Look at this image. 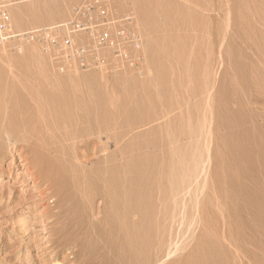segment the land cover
<instances>
[{"label":"rangeland","instance_id":"374dc122","mask_svg":"<svg viewBox=\"0 0 264 264\" xmlns=\"http://www.w3.org/2000/svg\"><path fill=\"white\" fill-rule=\"evenodd\" d=\"M59 1L10 15L55 45L0 48V118L33 138L0 122V264H264V0H107L93 34Z\"/></svg>","mask_w":264,"mask_h":264},{"label":"built area","instance_id":"2783aa9c","mask_svg":"<svg viewBox=\"0 0 264 264\" xmlns=\"http://www.w3.org/2000/svg\"><path fill=\"white\" fill-rule=\"evenodd\" d=\"M32 1V0H0V48L4 43H10L14 41V48L16 51L22 50V45L25 42L32 41L34 39L38 41H45L51 45L56 44V38L51 34V28L37 29L30 31L17 32L13 29L9 21L8 8L11 5ZM106 0H81L74 9L72 18L62 25L64 30L70 32L72 30L83 31L85 33H95L94 28H99L107 23L106 20ZM106 20V21H105ZM103 31L97 34L99 41L111 42L109 32ZM71 39L64 37L63 44L69 46L72 43ZM83 52V50L77 51Z\"/></svg>","mask_w":264,"mask_h":264},{"label":"bare ground","instance_id":"6f19581e","mask_svg":"<svg viewBox=\"0 0 264 264\" xmlns=\"http://www.w3.org/2000/svg\"><path fill=\"white\" fill-rule=\"evenodd\" d=\"M76 1H78V0H60L59 3H60L61 6H63L64 8H67V7H68V4H70V3H72V2H76ZM106 1H107V0H106ZM108 2H109V1H108ZM115 2H116V0H115ZM109 3H110V2H109ZM44 4H45V3H44ZM9 12H10V14H9ZM9 12H8V14H9V21H10V22H11V17H10V15L12 16V21H15V19L18 17L17 15H19V14L21 13V11H17V10L15 9V7H13V6H11V7L9 8ZM52 23H53V22H52ZM46 25H47V24H46ZM54 26H55V25H54ZM22 30H23V29H22ZM19 32H20V31H19ZM79 35H80V34H79ZM79 37H80V36H79ZM5 47H6V46L3 44V45L1 46V50H4ZM5 50H6V49H5ZM2 52H3V51H2ZM4 56H5V55H4ZM2 58H3V57H2ZM14 77H15V76H14ZM6 78H7V77H6ZM17 79H18V78H17ZM5 90H6V89H5ZM73 90H74V89H73ZM6 92H7V91H6ZM13 92H14V91H13ZM4 93H5V92H4ZM8 93H10V92H8ZM15 93H16V92H15ZM83 94H84V93H83ZM12 98H13V97H12ZM0 99H1V98H0ZM3 100H4V99H3ZM61 103H62V102H61ZM61 103H60V104H61ZM0 104H1V103H0ZM4 104H5V103H4ZM1 105L3 106V104H1ZM86 105H87V104H86ZM7 106H8V105H7ZM86 107L88 108V106H86ZM67 108H68V107H66V109H67ZM0 109H1V107H0ZM13 109H14V108H13ZM39 109H40V108H39ZM75 109H76V108H75ZM3 111H4V113H5V106H4V110H3ZM20 112H21V110H20ZM65 112H66V110H65ZM82 112H83V111H82ZM2 113H3V112H2ZM2 113L0 112V114H2ZM4 113H3V114H4ZM89 113H90V112H89ZM3 114H2V116H3ZM6 114H7V113H6ZM37 114H38V113H37ZM80 114H82V113H80ZM42 115H43V114H42ZM82 115H83V114H82ZM67 116H68V114H67ZM70 116H72V115H70ZM76 116H77V114H76ZM5 117H7V116H5ZM24 117H25V116H24ZM27 117H28V116H27ZM14 118H15V117H14ZM21 118H22V116H21ZM32 118H33V117H32ZM39 118H42V116L39 117ZM39 118H37V119L39 120ZM55 118H56V117H55ZM75 118H76V117H75ZM84 118H85V117H84ZM0 119H1L0 122H3V121H2L3 119L5 120V119H8V118H4V117H3V119H2V118H0ZM17 119H18V118H17ZM24 119H25V118H24ZM8 120H9V119H8ZM53 120H54V119H53ZM63 120H64V119H63ZM68 120H69V119H67V121H68ZM12 121H13V120H12ZM22 121H23V119H22ZM39 121H41V119H40ZM5 122H6V121H5ZM5 122H3V124L1 123L2 126L4 125L3 127H4V129H5V130H3V134L5 135V137H4V139H5V145H4V146H5V147H9L10 145H15L16 143H20V145L22 144V145H25V146H26V147H23V148H25V149L28 148V150H29V149L31 148V143H32V141H33V140H32V139H33L32 137H35L34 134H32V135H33L32 137L30 136L31 133L29 134V137L32 138L31 141H29L28 138H27V137H28L27 134H28L29 132H28V133H25L26 137H24L25 135H23V134L21 133V135H23V136H20V135H19V136H16V135H15V136L18 137V138L12 139V138H11V134H10V132H11L12 130L9 129L10 132L7 131L8 129L5 128V127H6V125L4 124ZM10 122H11V117H10ZM10 122L8 121V122H6V123L8 124V123H10ZM23 122H24V121H23ZM42 122H43V121H41V123H42ZM62 122H63V121H62ZM65 122H66V121H65ZM68 122H70V121H68ZM20 123H21V121L19 122V124H20ZM28 123H29V122H28ZM37 123H38V122H37ZM56 123H57V121H56ZM60 123H61V122H60ZM10 124H11V123H10ZM10 124H8V127H9V128H11V127H10ZM30 124H31V123H30ZM42 124H43V123H42ZM42 124H41V125H42ZM61 124H62V123H61ZM66 124H67V123H66ZM70 124H71V123H70ZM70 124H69V125H70ZM72 124H73V123H72ZM25 125H26V124H25ZM58 125H59V123H58ZM58 125H56V126H58ZM2 126H0V133L2 132V128H3ZM20 126H21V125H20ZM26 126H27V125H26ZM26 126H25V127H26ZM56 126H55V127H56ZM62 126H63V125H61V127H62ZM71 126H72V125H71ZM77 126H78V125H77ZM1 127H2V128H1ZM8 127H7V128H8ZM25 127H24V129H25ZM27 127H28V126H27ZM32 127H33V125H32ZM40 127H41V126H40ZM72 127H73V126H72ZM72 127H71V128H72ZM28 128H29V127H28ZM36 128H37V127H36ZM58 128H59V127H58ZM63 128H64V127H63ZM68 128H69V126H68ZM68 128L65 127V128H64L65 131H66ZM41 129H42V127H41ZM55 129H56V128H55ZM59 129H60V128H59ZM64 129H63V130H64ZM26 130H27V129H26ZM26 130H24V131H26ZM61 130H62V129H61ZM71 130H72V129H71ZM74 130H75V129H74ZM78 130H79V129H78ZM28 131H29V130H28ZM26 132H27V131H26ZM70 132H71V131H70ZM80 132H81V131H80ZM23 133H24V132H23ZM59 133H60V132H59ZM61 133H63V132H61ZM13 134H14V133H13ZM13 134H12V136H14ZM86 134H87V133H86ZM75 135H76V134H75ZM0 136L3 137L2 135H0ZM67 136H68V135H67ZM79 136H80V135H79ZM1 137H0V138H1ZM69 137L71 138V136H69ZM72 137H73V135H72ZM4 139H3V140H4ZM29 139H30V138H29ZM66 139H67V138H66ZM35 140H37V139H35ZM37 141H39V140H37ZM71 141H72V140H71ZM3 142H4V141H3ZM30 142H31V143H30ZM40 142H41V141H40ZM35 143H36V142H35ZM35 143H34V145H35ZM42 143H43V142H42ZM1 144H3V143H1ZM49 144H50V143H49ZM69 144H70V143H69ZM71 144H75V143H71ZM71 144H70V145H71ZM40 145H41V143H40ZM43 145H44V144H43ZM45 145H46V144H45ZM75 145H76V144H75ZM41 146H42V145H41ZM61 146H62V145H61ZM80 146H81V145H80ZM19 147H20V146H19ZM43 147H46L45 149L48 150V149H47V146H43ZM43 147H42V148H43ZM73 147H74V146H73ZM3 148H4V147H3ZM13 148H14V147H13ZM56 148H57V147H56ZM74 148H75V147H74ZM9 149H10V147H9ZM36 149H37V148H36ZM43 149H44V148H43ZM52 149H54V148H52ZM69 149H70V148H69ZM6 150H7V149H6ZM20 150H22V148H20ZM28 150H27V151H28ZM58 150H59V149H58ZM62 150H63V148H62ZM27 151H26V152H27ZM56 151H57V150H56ZM81 151H82V150H81ZM9 152H10V151H9ZM71 152H72V151H71ZM10 153H11V152H10ZM21 153H22V152H21ZM23 153L25 154V152H23ZM38 153H39V151H38ZM76 153H77V152H76ZM78 153H79V152H78ZM81 153H82V152H81ZM60 154H61V153H60ZM72 154H73V153H72ZM85 154H86V153H85ZM85 154H84V155H85ZM26 155H27V153H26ZM40 155H41V153H40ZM40 155H39V156H40ZM95 155H96V154H95ZM23 156H24V155H23ZM86 156H87V155H86ZM82 157H83V155H82ZM46 158H48V157L46 156ZM25 159H26V158H25ZM48 159H49V158H48ZM48 159H47V161L50 160V159H49V160H48ZM61 159H62V158H61ZM63 159H65V158H63ZM82 159H83V158H82ZM75 160H77V158H76ZM83 160H84V159H83ZM61 161H62V160H61ZM92 161H93V160H92ZM92 161H91V162H92ZM49 162H51V161H49ZM49 162H48V163H49ZM63 163H64V162H63ZM35 164H36L37 166H41V165H40V162L38 163L37 160H35ZM49 164H50V163H49ZM91 164H93V163H91ZM64 165H65V164H64ZM70 165H71V164H70ZM73 165H74V164H73ZM78 165H79V164H78ZM96 165H97V164H96ZM66 166H67V165H66ZM71 166H72V165H71ZM81 166H82V165H81ZM50 167H53L52 164H51ZM61 167H62V165H61ZM63 167H64V166H63ZM93 167H94V165H93ZM40 168H41V167H40ZM69 168H70V167H69ZM66 169H67V168H66ZM71 170H72V169H71ZM51 172H52V169H51ZM53 172H54V171H53ZM59 172H61V176H63L62 174H63L64 172H62V171H59ZM93 172H95V171H93ZM101 173H102V172H101ZM57 174H58V173H57ZM59 174H60V173H59ZM59 174H58V175H59ZM55 175H56V174H55ZM64 175H65V174H64ZM93 175H94V174H93ZM56 176H57V175H56ZM59 176H60V175H59ZM74 176H75V175H74ZM91 176H92V175H91ZM94 176H95V175H94ZM34 177H35V176H34ZM66 177H67V176H66ZM95 177H96V176H95ZM95 177H93V179H94ZM59 178H60V177H59ZM80 178H81V177H80ZM80 178H79V179H80ZM95 179H96V178H95ZM98 179H99V178H98ZM100 179H101V178H100ZM82 180H83V179H82ZM59 181L62 182L63 179L60 178ZM64 181H65V179H64ZM73 181H74V180H73ZM95 181H96V180H95ZM101 182H102V181H101ZM78 184H80V183H78ZM59 185H60V184H59ZM80 185H81V184H80ZM83 186H84V185H83ZM75 187H76V185H75ZM78 187H80V186H78ZM81 187H82V186H81ZM72 188H73V187H72ZM65 189H66V187H65ZM80 189H81V188H80ZM88 189H89V187H88ZM52 190H53V189H52ZM66 190H67V189H66ZM71 190H72V189H71ZM81 190H82V189H81ZM81 190H80V191H81ZM83 190H84V189H83ZM85 192H86V191H85ZM95 192H96V191H95ZM103 192H104V190H103ZM90 193H91V192H90ZM92 193H93V192H92ZM88 194H89V193H88ZM56 195H57V194H56ZM64 195H65V194H64ZM64 195H61L62 198H63ZM66 195H67V194H66ZM84 195H85V194H84ZM50 196H51V195H50ZM57 196H60V195H57ZM61 196H60V197H61ZM102 196H103V194H102ZM90 197H91V196H90ZM90 197H89V198H90ZM95 197H96V196H95ZM64 198H65V196H64ZM89 198H88V200H89ZM104 198H105V196H104ZM86 199H87V198H86ZM104 200H105V199H104ZM104 200H103V201H104ZM57 201H58V200H57ZM58 202L60 203V201H58ZM68 202H69V201H68ZM86 202H87V201H86ZM89 202H90V201H89ZM89 202H88V203H89ZM93 202H94V201H93ZM97 203H98V202H97ZM103 203H104V202H103ZM56 204H58V203H56ZM70 204H71V203H70ZM86 204H87V203H86ZM91 204H92V203H91ZM94 204H96V203H94ZM97 205H98V204H97ZM109 205H110V204H109ZM86 206H87V205H86ZM60 207H61V206H60ZM82 207H83V206H82ZM89 207H90V205H89ZM95 207H96V206H95ZM98 207H99V205H98ZM98 207H97V208H98ZM58 208H59V207H58ZM86 209H87V208H86ZM99 209H100V208H99ZM90 210H92V209L90 208ZM86 211H87V210H86ZM88 211H89V210H88ZM61 212H62V210H61ZM59 218H60V217H59ZM65 219H66V218H65ZM131 219H132V218H131ZM131 219H130V220H131ZM75 222H76V221H75ZM131 222H133V221H131ZM130 225H132V223H130ZM133 225H134V222H133ZM67 243H68V242H67ZM172 245H173V244H172ZM64 246H65V245H64ZM177 246H178V245L175 244V245H173V247L167 249V252H166V255H165L164 259L166 258V256H170V255L173 254V253L175 254V253H176L175 251L178 249ZM72 249H73V248H72ZM74 249H75V248H74ZM127 249H128V248H127ZM85 250H86V249H85ZM73 251H74V250H73ZM129 252H130V251H129ZM72 253L74 254V252H72ZM84 253H85V252H84ZM73 254H72V255H73ZM74 256H75V255H74ZM171 256H172V255H171ZM74 258H75V257H74ZM165 260H166V259H165ZM173 260H174V259H173ZM68 263H70V262H68ZM172 263H173V261H172ZM95 264H96V263H95ZM157 264H161V262L159 261ZM167 264H168V263H167Z\"/></svg>","mask_w":264,"mask_h":264}]
</instances>
